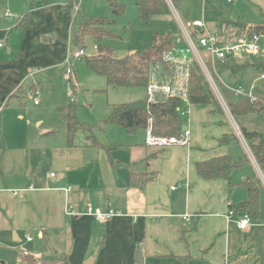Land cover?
I'll return each mask as SVG.
<instances>
[{
    "label": "crops",
    "instance_id": "0c3cea01",
    "mask_svg": "<svg viewBox=\"0 0 264 264\" xmlns=\"http://www.w3.org/2000/svg\"><path fill=\"white\" fill-rule=\"evenodd\" d=\"M69 2L56 8L71 11L65 9ZM174 2L171 0L172 6L167 4L178 19V5ZM206 4L207 0H191L197 13L186 21V27L193 20H202L209 32L229 39L240 30L221 27L223 22L245 27L257 25L234 22L223 16L210 17L211 21H219L215 32L203 16ZM47 9L45 3L24 12L23 15L28 14L22 22L25 27L19 26L23 15L17 20L4 16L11 25L0 31V38L4 36L7 40L13 29L18 30L20 54L27 56L29 63L38 60L34 46L39 42L46 44L43 47H52L53 54L56 46L67 51L72 41L70 29L55 40L48 33L35 31L32 15ZM0 42L1 50L5 45ZM5 50L10 54V48ZM52 63L43 66L48 68ZM227 74L233 78L242 76L241 72ZM161 99L164 96L156 92L155 100ZM193 107L185 117L187 122H183L190 132L186 147L147 146L144 130L134 135L124 132L126 138L118 145L100 143L95 136V142L87 140L80 132L85 139L80 142L82 145L78 144L81 138H74L73 147L66 146L59 155L46 147L24 146L18 158L14 147L0 141V264L12 262L10 255L16 259L14 264H25L21 259L24 253L32 256L35 264L58 257H65L69 264H84L90 259L93 264H136L138 249L143 264H264V192L259 198L257 217L249 219L244 230L237 226L242 213L227 217L229 211L247 198L240 184L260 179L261 173L244 139L237 137L228 146L220 144L223 136H233L236 130L255 131L238 127L231 120L223 122L224 115L216 113L212 106L208 108L214 112L215 121L198 122ZM53 134L50 131L46 135ZM234 145H242L248 154L240 171L231 173L228 180H205L197 175L196 164L210 158L229 155L236 162ZM66 188L71 192L65 194ZM87 206L112 209L119 216L94 224L88 216L66 212L81 213ZM14 250L18 252L16 256Z\"/></svg>",
    "mask_w": 264,
    "mask_h": 264
},
{
    "label": "rangeland",
    "instance_id": "374dc122",
    "mask_svg": "<svg viewBox=\"0 0 264 264\" xmlns=\"http://www.w3.org/2000/svg\"><path fill=\"white\" fill-rule=\"evenodd\" d=\"M67 1L42 0L32 5L30 0H0L1 32L8 30L11 25L5 19V13L17 20L24 12L39 8L46 3L47 10L39 11L31 17L35 31L40 34L48 33L53 40L60 34H66L67 29H70V34L72 33V41L70 40L65 52L56 46L54 47L55 53L52 54V47H43L42 44H46L39 42L38 46H34L38 60L31 63L27 56L20 54L21 33H16L18 30L13 29L7 40L4 36L0 38L5 45L0 50V108L3 111L0 112V141L10 144V148L14 147L13 152L18 158L21 157L24 146H38L40 149L46 147L55 155L64 152L66 148L64 115L59 108L67 104H74V116L79 123L93 127V133L98 142L118 145L123 144V138H126L122 128L105 122L114 106L142 100L145 97V89L107 87L105 79L91 73L84 62L76 59H69L65 62L66 57L76 51L73 34L83 20L106 17L112 21L106 27L111 37L104 39L101 45L110 49L115 58L121 59L132 53L149 49L156 34L161 35L167 32L176 36L181 34L179 25L185 26L190 16L197 13L193 10L191 0H174V3L178 5V19L174 17V11L172 12L170 7V17H156L148 24H144L138 19L135 0H118L119 4L125 7V13L120 16L112 14L106 0H78L80 9L77 12L71 0V11L64 12L63 9L56 8V5L67 3ZM168 1L171 3V0ZM173 7L177 11L174 5ZM262 13H264V0H236L234 3L226 0H215L211 3V0H207L203 16L210 21L208 23L210 28L217 32L219 21H211L210 17L217 19V16L220 18L223 16L234 22L257 24L264 27ZM257 25L250 26V28L255 29ZM96 45L98 44L91 39L86 40L83 49L86 56L95 54ZM196 46L198 51L203 53V50L198 45ZM7 48L11 49L10 54L6 53ZM47 55L50 57H46ZM188 57L194 59L193 54L189 53ZM262 60H264V54L243 55L232 58L229 64L248 65L244 66L247 68L250 64ZM49 61H53L50 67H44L43 65ZM217 70L218 76H214V84L226 104L239 99L232 95L227 87L234 89L238 85L247 92L252 82L256 86L252 91V96L254 98L264 97V81L258 80L259 75L253 68L241 70L242 76L236 75L235 78L227 76L230 70H225L224 66H217ZM71 85H74V89ZM15 91H17L16 95L10 97ZM192 110L197 114L198 122L215 121L214 112L212 113L208 106L195 105ZM232 119L231 122H236L238 127H246L259 133L264 131V120L259 113ZM222 120L223 122L230 121L225 113ZM183 122L187 120L184 118ZM50 131H54L55 134L46 135ZM76 135L75 139L81 138L78 139V144L85 141L82 133L79 132ZM234 154L237 163L246 164L248 154L242 145H234ZM241 167L236 172L240 171ZM13 254L16 256L18 252L14 250ZM10 258L12 262L8 261L6 264H14L16 259H13V255H10Z\"/></svg>",
    "mask_w": 264,
    "mask_h": 264
},
{
    "label": "trees",
    "instance_id": "16d2710c",
    "mask_svg": "<svg viewBox=\"0 0 264 264\" xmlns=\"http://www.w3.org/2000/svg\"><path fill=\"white\" fill-rule=\"evenodd\" d=\"M36 0H30L33 2ZM111 12L115 16L125 13V7L119 4L118 0H106ZM138 11V19L141 23L148 24L156 17H170L171 11L166 0H135ZM74 7V3H73ZM70 10V2L65 6ZM25 13L19 26L27 17ZM112 21L106 17L91 18L83 20L77 27L73 35L74 48L76 50L84 49L86 40L91 39L98 45L95 54L89 57H83L79 61L85 63L87 68L96 76L105 79L107 87L126 88V89H146L150 83L152 72L157 71L161 77L170 71V67L164 63L163 56L170 51L177 39L170 32L153 37L152 46L143 51L135 52L121 59L113 56L112 51L101 42L111 37L106 27ZM232 27L238 30L245 28L244 25L232 22H223L221 27ZM256 32L264 36V27L255 26ZM195 36L196 34L193 33ZM179 38L181 34H178ZM247 64V63H245ZM245 67L248 65H244ZM243 65L224 66L225 70L240 72L247 68H253L257 75L264 74V60L250 64L244 68ZM69 82L70 79H69ZM74 89V85H71ZM188 99L191 105L212 106L218 114L224 115L213 91L207 83L198 64L193 62L190 67L188 79ZM181 101L176 98L161 99L150 103L147 97L129 103H123L113 107L111 115L105 123L116 125L122 128L128 135H134L140 130L146 131L148 125H151V133L156 137H178L182 132L183 118L180 116ZM232 118L244 117L252 113H259L262 110L261 101L250 102L245 97H239L236 102L226 104ZM74 104H67L59 108L64 115L63 122L66 133V146L73 147L75 135L83 132L86 139L95 142L93 127L79 123L74 116ZM262 177L264 178V132H248L245 129L239 130ZM236 134L233 136H223L220 140L222 146H228L236 141ZM241 163L232 160L229 155H223L210 158L209 160L196 164V173L202 179L228 180L231 173L241 167ZM247 198L234 207L236 216L239 213L247 216L249 219H255L259 209V198L264 192L262 182L259 178L246 180L242 182ZM21 259L25 264H35V260L28 254H22ZM40 264H69L65 257H58L52 260H43Z\"/></svg>",
    "mask_w": 264,
    "mask_h": 264
},
{
    "label": "built area",
    "instance_id": "2783aa9c",
    "mask_svg": "<svg viewBox=\"0 0 264 264\" xmlns=\"http://www.w3.org/2000/svg\"><path fill=\"white\" fill-rule=\"evenodd\" d=\"M74 3L75 12L79 11L78 0H71ZM229 3L235 0H226ZM168 4H172L167 0ZM6 17H10L9 14L5 13ZM21 20V19H20ZM181 26L180 38L175 42L174 47L166 52L163 56V61L170 67V71L163 77L157 71H153L150 77V83L146 88L147 101L150 103L157 102L155 100V93L160 92L165 99L176 98L182 103L180 108L181 118L189 116L191 104L188 99V79L190 67L193 62H196L203 73L207 83L213 91L223 113H225L229 120L233 121L226 103L219 95L215 82L214 76H218L217 66H230L229 61L232 58H238L240 56H258L264 54V36L250 26H246L240 30L238 34L232 33L229 39L220 37L217 34L211 33L206 29V26L202 20H193L187 27ZM193 33L196 35L194 36ZM198 45L203 53L197 49ZM2 43L0 42V48ZM96 51V46L94 47ZM193 54L194 59L188 57V54ZM86 56L83 49L76 50L73 54L66 57L65 62L69 59L80 60ZM258 80L264 81V74L258 76ZM227 87V86H226ZM256 86L252 82L249 86V91H244L241 86L234 89H227L235 97H245L250 102L261 101L262 110L259 112L264 120V98H254L252 91L255 90ZM2 108H0L1 112ZM236 136L243 140V137L239 130H236ZM190 132L186 129L181 132L178 137H156L151 133V125H148L146 129L145 144L150 147H166L170 145H178L186 147L189 144ZM53 176V174H51ZM260 179L264 182V178L260 174ZM175 188H172L174 190ZM65 194L71 192L70 188L63 190ZM67 214L72 216H88L94 224L105 223L115 216H119L117 212L112 209H101L98 207L87 206L83 212H70L66 210ZM234 211H229L227 217H235ZM249 223V218L242 215L241 218L237 219V226L239 229L244 230ZM27 241H31L27 238ZM25 254V253H24Z\"/></svg>",
    "mask_w": 264,
    "mask_h": 264
},
{
    "label": "water",
    "instance_id": "95a60500",
    "mask_svg": "<svg viewBox=\"0 0 264 264\" xmlns=\"http://www.w3.org/2000/svg\"><path fill=\"white\" fill-rule=\"evenodd\" d=\"M186 130V126L182 127V131ZM240 216H242V214H240ZM135 263L136 264H143V260H142V256H141V252L138 249L136 252V256H135ZM84 264H93V259L88 260L87 262H85Z\"/></svg>",
    "mask_w": 264,
    "mask_h": 264
}]
</instances>
